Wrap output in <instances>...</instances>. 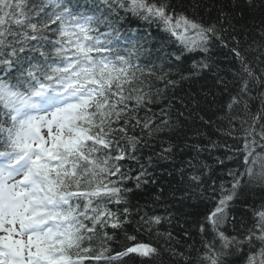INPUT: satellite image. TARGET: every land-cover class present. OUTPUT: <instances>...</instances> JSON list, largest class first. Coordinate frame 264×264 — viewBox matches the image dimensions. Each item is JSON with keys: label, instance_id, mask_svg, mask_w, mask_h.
Listing matches in <instances>:
<instances>
[{"label": "snow or ice", "instance_id": "snow-or-ice-1", "mask_svg": "<svg viewBox=\"0 0 264 264\" xmlns=\"http://www.w3.org/2000/svg\"><path fill=\"white\" fill-rule=\"evenodd\" d=\"M202 7L0 0V264H264V0H236L213 19ZM133 18L155 25L157 36L122 30ZM221 49L234 60L230 79L216 73L226 97L217 120L233 141L222 147L235 167L219 182L206 178L199 155L207 149L186 145L191 158L177 168V190L202 208L182 232L199 243H186L161 230L171 213L131 202L128 183H154L149 168L172 161L179 147L169 140L142 162L150 141L164 143L183 116L160 107L154 82L175 88L173 72L180 80L211 72Z\"/></svg>", "mask_w": 264, "mask_h": 264}, {"label": "trees", "instance_id": "trees-1", "mask_svg": "<svg viewBox=\"0 0 264 264\" xmlns=\"http://www.w3.org/2000/svg\"><path fill=\"white\" fill-rule=\"evenodd\" d=\"M197 2L203 5L199 9L200 15L205 19H213L218 15L217 9L219 7L227 9L229 6L234 5L236 0H197ZM248 22L249 24L259 23L258 19H253L251 16L248 17ZM122 30H129L130 34H133L134 30L137 36H146L149 32L153 37L158 34L155 25L149 26L143 21L135 20V18L124 23ZM154 45H156L155 40H150L145 45L152 48L153 59H155ZM195 59H199V57H195ZM233 60L234 58L227 52V49L217 50L215 54L216 64L213 67V71H204L186 80H180V77L173 72L171 79L178 81L175 88L169 87L165 89L163 82H154V87L164 92L160 107L168 109L170 116L173 118L178 117L179 113H183V116L179 117V127L176 130L161 135L160 140L164 141V143L157 144L156 140L150 141L155 147L152 150L145 149L143 151L141 154L142 162L148 156L153 155L154 151L159 152L162 147H167L166 142L169 140L179 147L174 149V159L172 161L161 160L155 167L149 168L153 175L154 183H149L138 189L135 188L134 181L128 183V187L133 188L134 191V195L130 197L131 202L138 204L150 213L158 215L171 213L174 217L172 224L168 225L166 223L161 230L172 231L174 236H180L182 241L186 243H199V237L196 236L195 232L192 233V241L184 240L182 232L183 228L189 227V225L184 224V221L186 219H195L197 214L202 211V208L198 206V202L194 198L181 201L180 198L184 194L177 190L181 183L177 168L183 167V162L191 158L190 153L192 150L187 148L186 145L199 144L207 149L199 155L202 166H206L204 170L206 178L210 177L219 182L220 178H226L228 169L235 167L227 159L231 152L227 148L222 147L225 142L228 145H232L233 141L225 134V126L221 125L217 120L218 116H222L219 108L225 102L226 97L221 95L222 90L216 83L217 71H219L220 76L231 78L228 69L233 67V64L229 63V61ZM189 70H192L191 60L185 61L180 69L184 75H188ZM160 107L153 108V111L159 114ZM211 142H216L220 146L214 148ZM218 159L224 160V165L219 164L217 162ZM131 167L136 169L135 164L131 165ZM156 197H159V200H156ZM132 219L135 221L137 218L133 216ZM134 227H136L135 223L128 226L129 232ZM117 240L122 242V233H117ZM112 248L116 251L120 250L117 243H113Z\"/></svg>", "mask_w": 264, "mask_h": 264}]
</instances>
